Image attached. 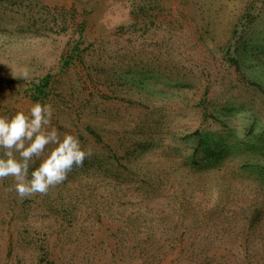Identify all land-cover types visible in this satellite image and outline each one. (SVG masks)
I'll return each instance as SVG.
<instances>
[{
    "label": "rangeland",
    "instance_id": "374dc122",
    "mask_svg": "<svg viewBox=\"0 0 264 264\" xmlns=\"http://www.w3.org/2000/svg\"><path fill=\"white\" fill-rule=\"evenodd\" d=\"M47 76L61 137L115 155L147 131L131 143L150 149L131 165L166 166L170 183L198 197V214L219 203L200 217L208 226L188 218L173 249L159 255L150 245L149 264L264 259V208L254 229L243 228L264 198V0H0V116L27 114V89ZM112 170L106 180L132 193V179ZM67 183L71 196L57 209V194L20 199L11 177L0 180V264H137L106 192L90 198L74 190L80 181Z\"/></svg>",
    "mask_w": 264,
    "mask_h": 264
},
{
    "label": "trees",
    "instance_id": "16d2710c",
    "mask_svg": "<svg viewBox=\"0 0 264 264\" xmlns=\"http://www.w3.org/2000/svg\"><path fill=\"white\" fill-rule=\"evenodd\" d=\"M49 84L50 77L47 76L43 78L39 84H35L28 88L27 95L35 103L40 102L46 104V99L50 96L48 89ZM95 137L99 139L97 134ZM124 137H120L121 141L124 140ZM147 137H149L148 132L141 131L139 135H133L131 141L136 140L137 142L139 139H146ZM131 141H122V145L120 144L118 148L114 149V154L116 156L109 154V151H97L92 147L93 154L84 160L83 166L74 168L68 174L67 179L62 184L55 187L57 190L52 188L47 195H50V193L51 195L52 193L57 194L56 201L62 198L61 204L57 206L58 209L63 202L65 203V201L69 199V195L71 196V186L67 181H80L81 186L74 185V190L79 189L83 195H86L83 190L87 193L91 191L90 198L94 196L96 190L101 189L105 191L106 194H104L103 197L105 198L108 196L110 205H116V207L111 210L115 208L118 209L115 214L118 215L117 217L122 223V227L119 229L118 233L131 235V240L135 242L134 251L137 255V264H149L151 261L157 259V254L152 251L150 245H153V250H155L156 253L163 255L162 253L169 248L173 249L172 246H175L173 243H177L178 245L179 241L182 239L180 238V234L183 233L180 231L185 227L188 218H192L191 222H194V225L199 223L200 226H208L200 217H203L204 220L210 219L212 213H216L220 205L218 203L216 208H211L206 210V213L202 212L198 214L196 210L198 205L195 202L198 201V197H196L193 192L190 193L183 184L177 186L174 183H170V179L167 178L165 174L166 171L168 172L166 166L159 162L154 163L156 168L150 166H144L145 168H143L139 164H137V166L131 165V163L134 162V159L131 157H142L143 154L145 155L147 150L150 149L146 140L141 142L143 145H138L136 143L132 144ZM96 143L100 145L99 140H97ZM97 144H95V147H98ZM82 147L84 148V146ZM106 156L108 159H101ZM126 159H128L127 162ZM210 160L208 165H213V167L220 162V159L211 158ZM36 163L37 164L32 167V170L39 165L40 161ZM111 169H113L112 173H117L115 178L120 176L119 178L123 180L132 179V184L134 185L132 193L124 188L125 186L129 187V185L119 180H115V182L108 179V181L106 180V178L113 177L109 173ZM101 173H103L104 176H101L102 178L100 179L99 175ZM65 192L67 197L64 196ZM263 194L264 192H261V197ZM47 195H43L46 201L49 200L46 197ZM213 197L212 195H204L202 198H206V202L210 203ZM225 203L226 199H223L222 204ZM69 204V201H67L66 205ZM263 208L264 198L253 202L250 206V209H248L249 212L246 213L243 218V221H248L249 223H245L244 225L241 224L246 232L255 228V225L261 218ZM161 239H163L164 244H160ZM149 241L158 244L152 242L147 243ZM194 246H196V243H193L192 247L194 248ZM150 251L151 253L149 254ZM181 253H186L185 247L179 248V251L176 252L175 255L178 257V254ZM194 255H191L192 257L188 264H201L202 261H195ZM255 257L257 256L246 257L245 260L247 264H262L264 259L262 258L260 260ZM198 258L200 259L201 256ZM181 261H183V258L182 260L180 258L175 260L173 264H187L185 262L181 263Z\"/></svg>",
    "mask_w": 264,
    "mask_h": 264
},
{
    "label": "clouds",
    "instance_id": "9594fccd",
    "mask_svg": "<svg viewBox=\"0 0 264 264\" xmlns=\"http://www.w3.org/2000/svg\"><path fill=\"white\" fill-rule=\"evenodd\" d=\"M28 76V71L23 72ZM54 110L51 104L35 103L26 114L0 116V180L9 177L18 198L47 195L50 189L62 184L76 167H82L92 149L83 148L79 138L65 133L61 137L52 126ZM40 160L38 166L30 168Z\"/></svg>",
    "mask_w": 264,
    "mask_h": 264
}]
</instances>
